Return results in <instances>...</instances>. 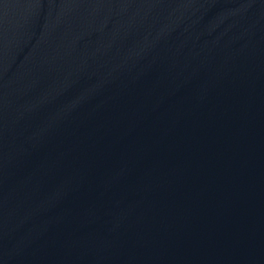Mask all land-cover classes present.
Listing matches in <instances>:
<instances>
[{"label":"water","instance_id":"1","mask_svg":"<svg viewBox=\"0 0 264 264\" xmlns=\"http://www.w3.org/2000/svg\"><path fill=\"white\" fill-rule=\"evenodd\" d=\"M0 264H264V0H0Z\"/></svg>","mask_w":264,"mask_h":264}]
</instances>
